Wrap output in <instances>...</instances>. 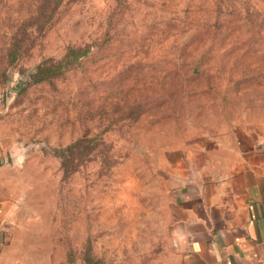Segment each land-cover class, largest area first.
Listing matches in <instances>:
<instances>
[{"label": "rangeland", "instance_id": "obj_1", "mask_svg": "<svg viewBox=\"0 0 264 264\" xmlns=\"http://www.w3.org/2000/svg\"><path fill=\"white\" fill-rule=\"evenodd\" d=\"M226 134L264 138V0H0L11 264H179L164 162ZM79 141L65 169L56 151Z\"/></svg>", "mask_w": 264, "mask_h": 264}, {"label": "crops", "instance_id": "obj_2", "mask_svg": "<svg viewBox=\"0 0 264 264\" xmlns=\"http://www.w3.org/2000/svg\"><path fill=\"white\" fill-rule=\"evenodd\" d=\"M164 163L179 264H264V138L204 137ZM8 239L0 215V264H11Z\"/></svg>", "mask_w": 264, "mask_h": 264}, {"label": "trees", "instance_id": "obj_3", "mask_svg": "<svg viewBox=\"0 0 264 264\" xmlns=\"http://www.w3.org/2000/svg\"><path fill=\"white\" fill-rule=\"evenodd\" d=\"M92 48V44L79 49L72 47L67 50L66 54L64 55L61 61H44L37 67L36 72L33 74V83L40 84L48 80L57 78L62 75L63 72L66 71L68 68H71L72 66L78 64V62L80 65L82 60L88 55H90ZM14 55L15 53L13 52L12 56ZM193 71L195 73H200V71L198 70V66L195 67ZM80 145L81 142L79 141L67 146L66 148H62L56 151V155L61 160L62 166L65 169H68L71 166L73 167L74 164H76V167L80 165L79 163L81 162L82 153Z\"/></svg>", "mask_w": 264, "mask_h": 264}]
</instances>
